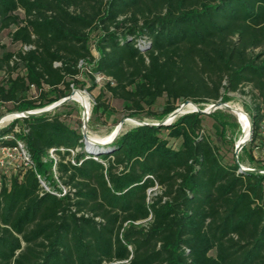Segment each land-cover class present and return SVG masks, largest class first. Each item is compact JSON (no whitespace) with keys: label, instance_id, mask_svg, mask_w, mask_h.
Segmentation results:
<instances>
[{"label":"trees","instance_id":"trees-1","mask_svg":"<svg viewBox=\"0 0 264 264\" xmlns=\"http://www.w3.org/2000/svg\"><path fill=\"white\" fill-rule=\"evenodd\" d=\"M1 31L21 46L0 52V103L12 112L68 97L80 76L88 91L104 80L93 116L109 95L127 118L158 123L187 101L227 103L249 87L241 151L260 172L240 171V155L225 162L200 113L96 151L59 113L13 120L0 147L21 140L33 165L0 175V264H264V166L252 154L263 145L264 0H0ZM161 98V113L149 112ZM223 115H208L222 131ZM50 150L62 197L38 179L50 183Z\"/></svg>","mask_w":264,"mask_h":264},{"label":"rangeland","instance_id":"rangeland-1","mask_svg":"<svg viewBox=\"0 0 264 264\" xmlns=\"http://www.w3.org/2000/svg\"><path fill=\"white\" fill-rule=\"evenodd\" d=\"M1 47H4L5 50L10 52H17L21 49V46L13 45L10 42L8 31H1L0 32V52L2 51ZM95 54V53H94ZM4 75L0 72V83L3 79ZM97 87L91 91H88V88L90 86L88 78H84L83 76H80L78 78L79 84L76 86H72V91H77L81 93L84 97H86L89 105V114H88V121L86 124V130H87V136L90 138H105L106 136L110 135L112 132H115V128L119 126L121 121H124L121 129L119 130V134H122L126 131H129L135 127H137L140 123L145 124H159L157 120L151 119L149 117H146L145 115H142L138 118H127L126 112L124 110V105L121 101L115 100L110 98L109 95H105L104 101L108 106V112L104 114H98L96 116H93L91 114V109L94 104L95 98L99 95V93L102 90V87L104 85V80L99 79L98 76L95 78ZM83 84V85H82ZM71 91V92H72ZM250 88L246 87L242 90V93H234L230 94L231 100L227 102L226 104L234 107V108H240L243 113L248 115V111L251 108V99L249 96ZM35 92L32 90L30 92V96H34ZM164 102L165 99L161 98L158 99L153 107L149 109V112H152L153 114H160L161 111L164 108ZM182 105V104H181ZM177 109H180V113L176 118L191 113L193 110H188L186 107L180 108V106ZM212 104H206V105H196L200 110L206 111L209 106ZM63 106V107H62ZM62 106L49 111L48 113H59L62 115V119H64L70 126H72L74 129L81 130L82 127V107L79 103L71 100L63 104ZM176 109V110H177ZM12 105L9 103H0V119H4L8 116H11L8 120H2L0 123V130L6 126H8L13 120L15 119V115L17 112H12ZM215 111H220L222 114V120L226 121L228 126L221 130V127L217 126L214 121L208 116L203 115V122L202 127L203 130L201 133H204L206 136L209 137L212 144H214L218 149L219 152L225 162H232L234 161V148L236 143L240 140L242 136V129L239 121L237 120L236 116L229 111H226L224 109H217ZM214 111V112H215ZM167 118V117H166ZM174 118L173 120H175ZM164 121V120H163ZM173 122V121H172ZM263 145L260 147V150L253 151L252 154L256 160H258L262 166H264V125H263ZM118 134V135H119ZM117 135V136H118ZM162 137L167 140L168 145L171 146L174 149H177L180 145L179 140H175L172 138H169L167 136V133H163ZM248 144V143H247ZM246 144V145H247ZM111 145V144H110ZM110 145L108 146H99V149L102 150H108L110 148ZM89 150H92L89 145H87ZM99 150V151H102ZM243 165L242 167L244 169H251L249 167H254L256 164H251L248 161V158L245 153L242 151L239 152V154ZM54 159L55 155L49 154L46 159L43 160V162H47L50 167L48 168L47 175L50 176V183L43 179V182L45 186L51 190V186H55L57 188L58 193H62L63 191H66L65 188L60 184L59 180H57L55 174H54ZM22 164V161L20 159L19 154H16L15 152H11L9 156H5L0 152V175L9 176L14 174ZM42 179V177H40ZM159 189L155 188L149 192V199H151L155 193H158Z\"/></svg>","mask_w":264,"mask_h":264},{"label":"water","instance_id":"water-1","mask_svg":"<svg viewBox=\"0 0 264 264\" xmlns=\"http://www.w3.org/2000/svg\"><path fill=\"white\" fill-rule=\"evenodd\" d=\"M75 92H77V91H72L71 94L68 97H66V98H64V99H62V100H60V101H58V102H56V103H54V104H52V105H50L48 107H45V108H42V109H39V110H33V111H26V112H22V113H16V114H14V115H17V117H15V119L29 118V117H35V116L44 115V114L48 113L49 111H52V110L62 106L66 102L73 100L72 96H73V94ZM187 104H192V105L196 106L195 104L187 101L184 104H182L180 106V108L185 107ZM217 109H220V110L224 109L226 111H229L232 114H234V112H235V109L233 107L227 105L226 103L218 102V103H215V104H212L211 106H209V108L206 111H202L199 108H196L191 113H200V114H204V115H209L210 113L214 112ZM88 114H89V112L86 111L84 108H82L81 136H82L83 143L86 144V145H90L91 144V142L89 141V137L87 136V130H86V124H87V121H88ZM179 114H181L180 113V109H177L174 112H172L164 121L160 122L159 124L155 125V124L140 123L137 126H143V125H151V126L165 125L166 126V125H169L173 121V119L176 118ZM247 118H248V121H249L248 136L244 140L237 142L236 145H235V148H234V161H235V163H238V154L241 151V149L251 140V134H252L251 118L248 115H247ZM2 120L3 119H0V123L2 122ZM123 123H124V121L120 122V124L118 126V130H116L111 136L112 137L111 141L108 144H105L103 146H108V145H110V144H112L114 142V140L116 139L117 135L119 134V130L121 129ZM95 145L96 146H102L100 144H95ZM239 170L240 171H250V172H260V171H256V170H253V169H244L240 165H239Z\"/></svg>","mask_w":264,"mask_h":264},{"label":"bare ground","instance_id":"bare-ground-1","mask_svg":"<svg viewBox=\"0 0 264 264\" xmlns=\"http://www.w3.org/2000/svg\"><path fill=\"white\" fill-rule=\"evenodd\" d=\"M73 100L77 103H79L81 105L82 108H84L86 111L89 112V105H88V101L86 99V97H84L81 93L79 92H75L73 94ZM186 109L188 110H195L196 108H198L197 106H194L192 104H187ZM234 108V107H233ZM235 112L234 115L236 116L237 120L239 121L240 125H241V129H242V136L240 138L239 141L244 140L245 138H247L248 136V132H249V121L247 116L243 113V111L240 108H234ZM17 117V115H15ZM11 116H8L6 118H4L3 120H8L10 119ZM118 130V127L115 128L114 131ZM114 132H112L110 135L106 136L105 138H89V141L91 142V144L89 145V147L92 148V150L96 151L98 149V146H96L95 144H100V145H105L108 144L111 141V136ZM238 141V142H239Z\"/></svg>","mask_w":264,"mask_h":264},{"label":"built area","instance_id":"built-area-1","mask_svg":"<svg viewBox=\"0 0 264 264\" xmlns=\"http://www.w3.org/2000/svg\"><path fill=\"white\" fill-rule=\"evenodd\" d=\"M99 79H102L101 77H99ZM15 131L18 132L17 128H15ZM6 138H12V137H6ZM85 147H87L86 144H84ZM61 152H63L62 149H60ZM0 152L2 154H4L5 156H9V154L11 152H15L16 154H19L20 156V159L22 161V164L20 165V167H25V168H28V167H32L33 163H32V160H31V157H30V154L27 150V147L26 145L21 141V140H16L15 139V145L13 147H0ZM49 154H53V150H50L48 155ZM71 154L74 155V152L71 151ZM54 163H55V159H54ZM40 183H41V186L46 190V191H50L44 184L43 180L38 177ZM52 194H54L55 196L57 197H62L65 193V191H63L62 193H58V192H55V191H50Z\"/></svg>","mask_w":264,"mask_h":264}]
</instances>
